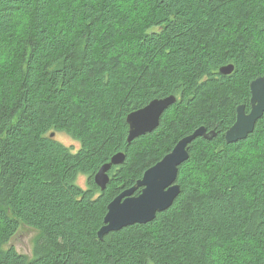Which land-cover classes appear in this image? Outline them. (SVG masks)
<instances>
[{
  "label": "trees",
  "instance_id": "trees-1",
  "mask_svg": "<svg viewBox=\"0 0 264 264\" xmlns=\"http://www.w3.org/2000/svg\"><path fill=\"white\" fill-rule=\"evenodd\" d=\"M259 77L264 0H0V264H264V116L224 136ZM170 96L129 143L128 115ZM201 127L174 205L101 239L112 201ZM21 226L31 258L5 249Z\"/></svg>",
  "mask_w": 264,
  "mask_h": 264
},
{
  "label": "water",
  "instance_id": "water-1",
  "mask_svg": "<svg viewBox=\"0 0 264 264\" xmlns=\"http://www.w3.org/2000/svg\"><path fill=\"white\" fill-rule=\"evenodd\" d=\"M235 68L233 65L224 66L221 68L222 75H231ZM251 90V111L246 113L245 106H240L237 109V118L234 125L225 133V140L228 144H237L248 140L250 135L255 131L257 123L264 116V77H259L250 84ZM177 102L176 97L170 96L164 99H156L150 102L142 109L130 113L127 117L129 126L128 142L131 143L135 139L155 131L159 125L161 117L164 113ZM151 109L152 118L148 123L136 124L132 123V117L140 112ZM53 133L51 138H55ZM215 136L214 132L208 133L206 128L197 129L192 135H189L180 140L162 161L148 169L142 180L131 189L123 191L112 203L108 206V212L104 220V226L99 231L98 235L101 239L104 236L121 231L133 225H144L153 222L157 215L170 209L178 199L181 188L178 185L179 169L189 160V145L202 137L212 139ZM125 161L124 153L116 154L110 163L105 164L95 176V183L105 191L109 182V172L114 166L122 165ZM161 165H164L161 168ZM142 189L140 195L135 196V193ZM139 201L140 207L137 211L119 219L113 220L112 210L117 205H125L129 202Z\"/></svg>",
  "mask_w": 264,
  "mask_h": 264
},
{
  "label": "rangeland",
  "instance_id": "rangeland-1",
  "mask_svg": "<svg viewBox=\"0 0 264 264\" xmlns=\"http://www.w3.org/2000/svg\"><path fill=\"white\" fill-rule=\"evenodd\" d=\"M56 139L69 148H78L80 146L77 142L73 141L71 138L64 134H57ZM78 184L82 187H86L85 177H80V179L78 180ZM38 238L39 232L37 230L26 226H21L17 234L5 249L12 246L17 250L19 254L26 255L31 258L33 256L34 246Z\"/></svg>",
  "mask_w": 264,
  "mask_h": 264
},
{
  "label": "snow or ice",
  "instance_id": "snow-or-ice-1",
  "mask_svg": "<svg viewBox=\"0 0 264 264\" xmlns=\"http://www.w3.org/2000/svg\"><path fill=\"white\" fill-rule=\"evenodd\" d=\"M152 118L151 115V109L140 112L136 116L132 117V123L134 125L136 124H145L148 123ZM164 165H161V168H163ZM141 202L139 201H134V202H129L128 204L125 205H119V202H117V205L113 207L112 210V218L113 220H119L135 211L138 210L140 207Z\"/></svg>",
  "mask_w": 264,
  "mask_h": 264
},
{
  "label": "flooded vegetation",
  "instance_id": "flooded-vegetation-1",
  "mask_svg": "<svg viewBox=\"0 0 264 264\" xmlns=\"http://www.w3.org/2000/svg\"><path fill=\"white\" fill-rule=\"evenodd\" d=\"M251 98H252V95H251ZM251 98H250V101H249V102H250V103H249V109H247L246 106H245V109H246L245 111H246L247 114H249L250 111H251ZM241 106H244V105H241ZM239 107H240V106H239ZM237 109H238V108H237ZM236 118H237V115H236ZM235 122H236V121H235ZM257 124H258V123H257ZM256 126H257V125H256ZM255 129H256V128H255ZM224 136H225V135H224ZM250 136H251V135H250Z\"/></svg>",
  "mask_w": 264,
  "mask_h": 264
},
{
  "label": "bare ground",
  "instance_id": "bare-ground-1",
  "mask_svg": "<svg viewBox=\"0 0 264 264\" xmlns=\"http://www.w3.org/2000/svg\"><path fill=\"white\" fill-rule=\"evenodd\" d=\"M167 98V97H166ZM164 99V98H163Z\"/></svg>",
  "mask_w": 264,
  "mask_h": 264
}]
</instances>
